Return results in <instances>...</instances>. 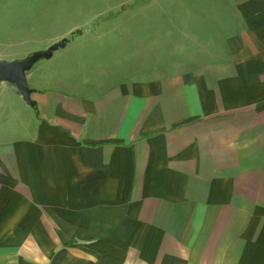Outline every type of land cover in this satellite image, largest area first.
<instances>
[{
	"label": "crops",
	"instance_id": "0c3cea01",
	"mask_svg": "<svg viewBox=\"0 0 264 264\" xmlns=\"http://www.w3.org/2000/svg\"><path fill=\"white\" fill-rule=\"evenodd\" d=\"M156 3L105 21L115 53L93 56L86 28L34 64L33 105L0 81V264H264V0L185 2L200 45L179 64L176 36L123 49L160 25Z\"/></svg>",
	"mask_w": 264,
	"mask_h": 264
},
{
	"label": "rangeland",
	"instance_id": "374dc122",
	"mask_svg": "<svg viewBox=\"0 0 264 264\" xmlns=\"http://www.w3.org/2000/svg\"><path fill=\"white\" fill-rule=\"evenodd\" d=\"M118 1L121 0H0V49H5L7 47L6 44L8 43V41L16 40L25 42L26 44L23 43L21 45L22 48H19V53L24 56H13L16 57L14 59H24L31 53L37 51L32 47H35L37 41H39L37 40L39 39L37 38L38 36L40 37V39H45V37H47L49 34L54 37L53 34H55L56 32H62L64 33V36L57 40L40 41L39 45L46 43L45 45L47 46H45L46 48H44L43 50L38 51H44L52 44L61 42L62 40H64V46L62 47L64 48L66 45L73 43L75 37L82 31H84V29L88 28L92 32L101 33L99 38H105V40H103L105 42L98 40H96L94 43L91 42L94 44V48H91L90 50V53L93 54V56L99 55L101 54V52L108 49V54L111 52L115 53V48L117 47L119 42L118 40H111L115 31L109 33L108 28H113L115 26L119 28L121 25L118 26V24L122 21H119L120 19H116V17H134V13L136 12L137 7H140L142 5V2H146L147 0H144L142 2L141 0H125L128 2V7L123 6L124 8L121 7L122 9L119 8L115 10L106 9L109 8L111 4L114 5V3ZM158 1L159 3H156V5H154L155 9L157 7V9L154 10V13L158 15L157 18L160 25H155L154 23L152 28L154 29L155 34H153L152 29L148 32V34L142 33L144 35H147V39H142L144 41L140 40V42H133L129 39L126 40V42L123 41V47L126 43L128 44L127 48L124 47L123 49L126 52H131V50L135 52L138 48L141 52L145 53L146 51H152L151 46L155 43V51L157 52V49H159V51L161 52L165 50L164 43L166 45L167 42L163 39H166V36L171 38H173V36H176V39L171 44V48L174 50V53L177 57V63H183V55L187 50V46L192 45V48H199L200 45L199 40L183 41V39L181 38V36H183L182 34L184 33H187L188 35L195 33L193 25L188 23L191 12L183 7V4L185 2H191L192 0ZM93 11L97 12V20L95 24L91 26H85V28L84 26H75L76 28L74 27V29L69 30V28L73 27V25H71L69 22H83L87 18H90L89 16L91 14L89 12ZM192 11H196L194 13L196 17L199 16V10ZM149 12H151V10ZM114 19L117 20L118 24H112V26L111 24H105V21L109 22ZM184 23L188 24L185 25ZM124 26H126V24H124ZM149 26L151 27V25ZM157 26L159 27V30L155 29ZM135 27L137 26L135 25ZM199 27L200 25L198 24L197 28ZM34 33L38 34V36H33L32 34ZM157 33L160 37L159 42H157L156 40H152V35H157ZM190 36H193L192 38L196 37L194 35ZM154 38L156 37L154 36ZM77 42L79 41H76V43ZM115 42H117V44ZM158 43L159 46L157 47ZM152 54L153 53L151 52L145 53L144 56H151ZM180 54L182 55L179 56ZM73 55H77V52L73 51L71 53H68V56L63 60H67L69 62L72 60ZM9 57H11V55L8 56V58ZM119 60L120 58H118L117 61ZM95 61L96 59L94 60V63L98 65L99 62ZM200 61V56L198 54H194L191 58L188 59V62L186 64L199 65ZM43 62H46L45 59H39L37 60L35 65Z\"/></svg>",
	"mask_w": 264,
	"mask_h": 264
},
{
	"label": "water",
	"instance_id": "95a60500",
	"mask_svg": "<svg viewBox=\"0 0 264 264\" xmlns=\"http://www.w3.org/2000/svg\"><path fill=\"white\" fill-rule=\"evenodd\" d=\"M63 41L52 44L44 51H35L24 59L0 60V81L13 84L22 100L28 105H33L30 99L31 89L26 83L25 74L37 60L49 59L54 51L62 48L64 46Z\"/></svg>",
	"mask_w": 264,
	"mask_h": 264
}]
</instances>
